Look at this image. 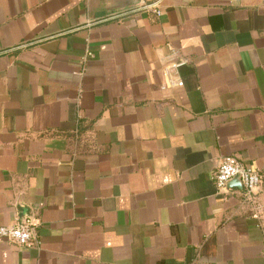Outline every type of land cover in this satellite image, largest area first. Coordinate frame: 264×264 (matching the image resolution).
<instances>
[{"label": "crops", "instance_id": "1", "mask_svg": "<svg viewBox=\"0 0 264 264\" xmlns=\"http://www.w3.org/2000/svg\"><path fill=\"white\" fill-rule=\"evenodd\" d=\"M27 217L0 264H264V0H0V226Z\"/></svg>", "mask_w": 264, "mask_h": 264}, {"label": "built area", "instance_id": "2", "mask_svg": "<svg viewBox=\"0 0 264 264\" xmlns=\"http://www.w3.org/2000/svg\"><path fill=\"white\" fill-rule=\"evenodd\" d=\"M156 6L157 4H144L142 5V8L155 12L160 16L161 11L158 10ZM86 57L93 58L94 53L88 52ZM183 64H185L184 61H177L165 66L164 74L166 82L170 87H180L184 85L183 81L175 78V71ZM237 177L241 179L245 196L248 199H251L261 184L262 176L255 167L244 164L234 156L224 157L214 173V180L218 192H223L227 185ZM34 239H36L35 226L32 219L29 217L20 219L17 223L11 226H0V241H8L17 246L23 247L31 244Z\"/></svg>", "mask_w": 264, "mask_h": 264}, {"label": "water", "instance_id": "3", "mask_svg": "<svg viewBox=\"0 0 264 264\" xmlns=\"http://www.w3.org/2000/svg\"><path fill=\"white\" fill-rule=\"evenodd\" d=\"M233 181H238L241 185H242V183H241V179L239 178V177H237V178H234V180Z\"/></svg>", "mask_w": 264, "mask_h": 264}]
</instances>
